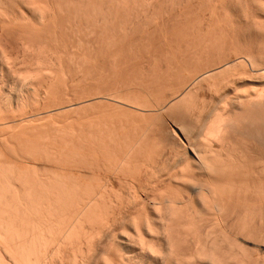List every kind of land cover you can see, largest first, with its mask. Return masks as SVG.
I'll list each match as a JSON object with an SVG mask.
<instances>
[{
    "label": "bare ground",
    "instance_id": "bare-ground-1",
    "mask_svg": "<svg viewBox=\"0 0 264 264\" xmlns=\"http://www.w3.org/2000/svg\"><path fill=\"white\" fill-rule=\"evenodd\" d=\"M146 36L149 38L150 36H159L158 41L161 44L159 48L162 50L155 48L158 47V42H156L157 44L154 42L155 47L154 43L151 45L149 40L152 41V39H145L143 42L142 38H146ZM161 37L165 38L161 41ZM166 37L169 39L166 40ZM132 39L133 41H131ZM134 39L138 40L134 41ZM172 42L173 47L171 46ZM164 46L167 49H164ZM124 48L144 53L141 57L139 51L138 54L135 52L136 57L137 55L139 58L141 57L142 62H140H144V64H139L140 66L132 65L134 70L139 67L137 71H132L131 66L132 69L127 68L128 74L132 75L131 83L128 80L127 82H124L125 80L115 82L117 79L120 80L117 78L120 72L119 77L123 76L122 79L126 75L117 70L123 66L121 65L123 61L125 64V60H122L123 56H120L122 63L118 62L117 66L116 56L120 53L117 54V51ZM138 57L136 59L134 56L136 60H139ZM204 59L207 61V67L205 65L206 68H202L203 72L200 73L202 70H198L199 74H197L193 69H198V67L201 69L202 63H205ZM177 60L179 63L182 62V65L187 63L189 66V61H191L192 67L195 62L198 67L191 68V73L193 75L196 73L197 76L195 75L196 78L190 79L189 82L183 79V82L188 84L180 94L176 95V102L174 101L175 103L171 106L178 110L176 117H173L178 123V128H176L177 125L175 126L176 132L181 134L182 140L176 135L178 132H174L173 136L170 134L171 132L168 133L170 130L167 133L171 136H165L166 133L162 131L160 135L164 134L163 137L170 139L171 137L180 139L181 142L184 140V143L192 145V147L197 145L194 149L190 147L193 150L192 157L188 156L191 153L187 154L186 152H183V154L186 153L185 157L178 155L179 159L177 157L176 161H179L177 164L174 163L175 168H173L176 171L172 168L169 171H175L174 174L170 173L172 175L170 177L173 179V182L169 179L171 184L176 181L179 183L177 185H183L185 190L183 191L180 187L181 194H178L180 193L178 191L176 193V189L175 193H172V187L171 193L168 194L169 189H166V193L163 189L165 184H162V190L166 194L160 193L159 174L157 175L158 179L156 178L157 182L152 181H155L160 189L152 184L151 189L145 190L144 188L149 186L147 185L142 189L143 193H139L142 187L136 186L137 183L134 184L135 187L132 185L134 180L131 182L132 184L128 181L133 172H136L137 175V171L138 173L141 171L140 167L144 171L145 168L153 165H149V162L153 161V157H149V153L152 155V151L159 150L162 145L158 143V140H156L157 143H151L149 136L151 133L146 132L148 131L146 126V129H138L135 126L136 129L127 130L128 133H126L124 132L125 128L123 131L121 128L118 130L117 124L116 128V125L111 128L113 125L109 126V123L106 122L103 126H109L110 128L106 127V130L110 131L103 134L104 137L101 134L102 128L99 129L100 126L92 127V121H89L91 123V126L89 124L88 127L89 130L88 128L82 129V127H80L81 129H75L76 127L71 129L70 126V128H66L65 125H58L54 122L50 125L47 123V127L43 126L45 130L40 127L39 130L42 129L39 134L38 127L35 128L37 130L33 129L34 133L31 132V134H35L37 131V135H33L34 138H29L31 140L27 139L28 141L20 139L17 141L15 138H11L13 136L7 135V140L3 137L5 139L3 141H6L5 145L9 141L8 145L10 146L6 145L7 148L15 145L17 149H20L21 145H29L28 150L31 151L29 154L32 153V156L36 154L38 158L45 156L44 160L50 162L49 164L52 161V166L50 169H46V172L42 169L44 173L40 170L37 171V166H35L36 171H29V173L23 167H21L24 170L22 171L21 165L19 166L18 163L20 170L16 169L18 167L15 165L12 166L11 159H9L10 162L8 160V164L3 162L4 157L0 155V264H264V187L262 182L257 185V182H254L255 179H259L255 176L264 178V157H261V152L256 153L257 156H254L256 159L250 158L255 160H253L255 162L253 166L246 165V163L244 165L243 162H247V159H244L247 155L243 158L242 153L241 155L237 153L243 158L237 159L236 150L233 149L236 157L233 152L231 153L230 145L235 138L232 139L230 145H225L229 134L241 133V131L247 134L245 129L253 131L252 138L259 145L264 141L262 140V137L264 139V112H261L264 107H260L264 104V0H0V87L6 86L7 82L11 81L15 89H18L16 93L20 99L15 96L17 101L21 100L22 102L25 97H27L26 100L30 99L28 94H31L32 101H30L34 102V107H42L46 114L55 113L57 110L65 108L62 106L67 104L64 103L68 101V97H73L71 91L72 95L66 99V80L73 81L78 78V81L91 82L94 87L98 85H95L96 83L93 85L92 82L96 81L99 84L97 80L106 78L107 83L103 80L106 86L105 84H103L104 86L99 85L103 88L106 87V95L140 93V89L145 91L142 87L149 88L146 91H151L152 94L150 89L153 86L150 84L156 80H149L158 76L156 74H159L157 72L159 62L161 63L160 68L162 63H166L164 64L165 71L168 70L166 72L168 73L172 70L171 65L175 62L178 63ZM100 61L104 62V65L100 66L102 63ZM126 67L127 65L121 69L127 70ZM188 67L185 70L187 69L190 73ZM175 68L172 70L173 73L179 70V75H181L182 70L176 68V70L178 69L176 71ZM162 75H165H160L164 79ZM174 75H178V73ZM166 76L168 75L166 74ZM112 78L115 80L111 81ZM108 79H111L109 83ZM160 81L156 83L160 84ZM240 81L244 82L243 88L241 84V86H237V82ZM184 83L181 86H184ZM86 84L84 85L86 86ZM157 84L155 85L157 86ZM197 84L198 86H196ZM149 85L150 87H148ZM204 86L209 92L214 94L221 92L220 95L223 96L219 99L221 101L218 104L216 102V105L213 104L211 108L203 104V99L197 100L198 93L196 91ZM81 87L77 91L80 90L78 92L81 95L83 93L86 95L85 92H82L85 89ZM83 88L85 87L83 86ZM162 88L164 89V87ZM88 89L90 88L88 87ZM95 89L98 90L96 87ZM95 89L92 90L95 91ZM179 90L181 89L179 88ZM11 91L14 92V90ZM75 91L73 90V92ZM90 91L89 94H91ZM101 91L100 93L103 94L104 89ZM222 91L226 92L222 94ZM70 93L68 92V94ZM96 94L93 96H98ZM139 95L141 97L142 94ZM74 96L77 97L78 94L74 93ZM0 101L5 102L2 98ZM1 102L0 123L6 122L9 125L12 120L16 119L17 115L14 112L16 107L13 109L10 108L12 106L7 107ZM1 104L9 108L6 113ZM22 104L24 105L22 102L17 107L23 108ZM33 105L31 103V106ZM71 107L73 108L72 105ZM255 107L258 109L256 112L253 111ZM29 108L31 111L32 108ZM10 109H13L15 115H10ZM195 110H198L197 116L192 115ZM41 111H36L39 117L42 115ZM7 112L10 114L8 115ZM18 113L20 114V112ZM33 115L36 114L27 116L33 118ZM116 120L118 122L120 119ZM121 120L123 122V116ZM135 122L137 123V121ZM149 124L151 125V123ZM130 125L132 126V123ZM130 125H127L126 129ZM244 125L251 129L245 128ZM90 127L95 129L91 130ZM103 129L105 130V127ZM148 129L150 130V128ZM107 133L109 135L106 136ZM9 137L11 139H8ZM159 137L158 139L162 143L164 139L167 141L165 137L162 138L163 140ZM166 141H164L165 144L163 143L165 149L166 144H170L169 140ZM211 142L218 144L214 147ZM177 143L180 142L177 141ZM186 144L183 145L186 146ZM149 145H156V147L159 145V147L152 150ZM148 148L152 153L146 152ZM12 149H10L12 155L19 151L16 152L15 148ZM21 150L19 155L25 151V149ZM117 150V154H114V151ZM173 150H175L174 147ZM257 150L259 152V149ZM164 151H162V155L165 153ZM145 152L148 154V160L144 159ZM25 154L29 155L26 151ZM258 154H260L259 157ZM12 155L11 157H13ZM19 155L16 156L19 158ZM157 155L158 152L154 157L159 156ZM23 156L24 153L22 158L26 156ZM27 157L25 159H30ZM112 157L115 161L112 160ZM5 158L7 157L5 156ZM41 158L43 159V157ZM108 158L111 159L108 161ZM69 161L76 165H83V168L87 166L85 169L91 167L93 172L91 169L89 172L93 174L94 170H103L104 168L113 171V173L119 172L117 174L124 172L120 174L124 176L127 173L129 174L128 178L125 176L127 183L123 181V183L121 182L123 185L121 183L117 185L120 180H126L122 176L121 179L118 178L119 180L117 177L115 178L117 179L115 185L114 181L111 182L115 186L113 188L112 185H109V180L112 179L107 180L109 182L108 185L105 183L107 186L104 184L105 177V181H103L92 175L87 181L86 176V179L82 178L84 181L86 180L85 182L80 181L81 179H77L76 176L73 177L74 175L72 178L67 177V174H63L58 169L57 164L60 165L61 162L68 164ZM77 162L79 163L77 164ZM159 163L161 164L159 167L165 171L164 167L166 166L163 167L162 163ZM248 163H250L249 160ZM144 164L146 167H143ZM80 170L79 172H81ZM164 171L159 172L166 175L167 172L165 174ZM98 172L97 174H99ZM195 172L200 173L201 175H198L201 177H196ZM151 174L153 175V172ZM136 175L131 178L133 179ZM164 175L162 174L161 178ZM232 175L234 179L242 175L241 178L255 175L253 181L255 185H251L253 189L250 185L249 189H245L243 186L246 184L245 179V181L241 179L244 183L237 182V184H242L235 187L233 182L231 184L229 181V179L232 181ZM253 176H250L252 178L249 177V180L253 179ZM91 178L94 179L92 180L93 184H91ZM164 181L162 182L164 183ZM124 185L130 190L129 192L126 189L123 190L126 188ZM109 186L111 188H108ZM117 186L120 192L116 190ZM121 186L124 187L123 191H121ZM136 187L139 190L135 189ZM177 189L179 190V187ZM247 190L252 193L246 195L245 191ZM182 191L185 193L182 194ZM234 192L236 193L234 194Z\"/></svg>",
    "mask_w": 264,
    "mask_h": 264
},
{
    "label": "rangeland",
    "instance_id": "rangeland-1",
    "mask_svg": "<svg viewBox=\"0 0 264 264\" xmlns=\"http://www.w3.org/2000/svg\"><path fill=\"white\" fill-rule=\"evenodd\" d=\"M159 36H157V37H151L150 36V38H149V36H146V38L145 37H143L142 39H144V40H142L141 38V40L143 41V42H145V39H147V40H149V39H152V41H150L149 40V42H151V45H152V43H156V42H158V47H155V43H154V47L157 49H160V51L162 50L161 48H159V46L161 45V44H159V38H158ZM154 38V39H153ZM165 38V37H164ZM163 38V39H164ZM139 39V41H141ZM156 39H157V41H156ZM162 39V37H161V41L163 40ZM167 39H169V38H167L166 37V40ZM119 40H121V39H119ZM138 39H134V41H137ZM147 40H146V42H147ZM118 41V40H117ZM131 41H133V39L131 40ZM138 41V42H139ZM141 41V42H142ZM170 41V40H169ZM168 41V42H169ZM148 42V43H149ZM173 42H174V39H173ZM173 42H172V44H171V46L172 45H174L173 44ZM163 46V45H162ZM169 46V45H168ZM170 46V47H171ZM169 47V48H170ZM173 47V46H172ZM176 47V46H175ZM174 47V48H175ZM134 48V47H133ZM152 48V47H151ZM150 48V49H151ZM164 49H167L166 48V46H164L163 47ZM173 48V49H174ZM140 49V48H139ZM124 50V51H123ZM127 50H128V54H127ZM127 50H125V48L124 49H122V50H120V51H117V54L118 55H116L117 56V66L119 65L118 64V62H120V64L122 63L121 62V59L122 60H125V64H124V61H123V64H121V65H123V66H121V68H125V66L127 65V67H126V69L127 68H133L135 65H139V64H144V62L143 63H141L142 62V60H141V57H143V55H144V53L143 54H141L142 53V51L140 52L139 50H136V48H135V50L136 51H134L133 52V49H131V48H127ZM154 50V49H153ZM140 53H139V52ZM124 52H125V54H124ZM132 52V53H131ZM135 52H137V54L139 53L140 55H142L140 58L138 57V55H137V57H138V59L139 60H136L137 59V57H136V53ZM131 53V54H130ZM133 53H134V55H133ZM121 54H123V55H121ZM127 55H129V56H127ZM131 55H133V57H131ZM139 55V56H140ZM119 56V57H118ZM122 58H121V57ZM127 56V57H126ZM134 56H135V58H134ZM178 56V55H177ZM124 57H125V59H124ZM130 58V59H129ZM133 60H132V59ZM179 58V57H178ZM177 58V59H178ZM135 59V60H134ZM128 60V63L126 64V61ZM132 61V62H129V61ZM205 60V63H202L203 65L201 66V65H199V66H201L200 68L201 69H199V67H198V65L196 66V64H195V62H194V66L193 67H198V69L196 70V69H193L197 74H199V72H198V70H202V68H206L207 67V61H206V59H204ZM141 61V62H140ZM178 61V60H177ZM100 62H102V61H100ZM99 62V63H100ZM140 62V63H139ZM188 62V61H187ZM190 62V66L189 65H187V63H184L183 65L181 64V63H179V61H178V63H176L175 62V64H176V66H174L173 64L171 65V69L173 70L175 67L176 68H179L180 69V74L181 75H184V76H181V75H179V70L177 71L176 70V68H175V70L177 71V72H175V73H173V71L171 70V71H169V72H172V73H166L167 71H165V65L164 64H166V63H162V67L160 68V62H159V65L157 66V68H159L160 69V71H159V69H158V71L157 72H159V74L157 73L156 75H158L157 77H155V78H151V79H153V80H149V81H154V79L156 80L155 82H153V83H151L150 85L151 86H153V88H151L150 90H152V94H151V91H149V92H147L148 91V89L149 88H146V87H142V88H144V90L145 91H143V90H141L140 88H141V86L139 87V89H140V93L142 94L141 95V97H140V93L139 92H137V93H128V94H130V95H128V94H125L124 93V95L122 94V95H119V93L117 94L116 93V95L114 94V95H106V87H104L103 88V84H105V82L107 83V81H105L106 80V78H103V80L105 81H103V80H97L98 81V83L99 84H97V82L96 81H94V82H92L93 83V85L95 84V85H98V86H92V84H91V82L89 83V81H86V83H85V81H83V80H79L78 81V78L76 79V80H73V81H70V80H66V99H67V97L69 96V95H72L73 94V97L71 96H69L70 97V99H69V97H68V101H66V100H64V101H66L64 104H69V105H63L62 107H64L65 106V108H61V109H59V110H61V111H59V110H57L55 113H44L45 111L42 109V107L41 108H39V106H36V107H34L35 106V104H34V102H31L32 101V98H31V94L29 95L28 94V98L30 97V99H27L26 100V98L27 97H25V99H23V100H26V101H28V102H26V101H23L22 100V102L24 103V105L22 104V106H23V108H25V109H23V108H18L17 107V105H19L20 106V104L22 103L21 102V100H18L17 101V99H20V97L18 96L17 97V93H16V90H18L17 88L15 89V86L14 85H12L13 83L11 82V81H8V82H10V83H8L7 82V84H6V86L4 85V87L2 88V87H0V92H1V95H0V99L2 98V100L3 101H5V102H1L2 104H6L7 105V107H10V106H12V107H10V108H15L16 107V109H15V111L14 112H16V115L18 116V118H17V116H16V119H14V120H12L11 122L10 121H7L8 123L10 122V124L8 125L6 122H1L0 124V139H1V143H0V148H1V150H0V155L2 156V157H4L3 159V162H5V163H7L8 162V160L9 159H11L12 160V162H10L11 160H9V162L10 163H13V165L12 166H14L15 165V167H18V168H16V169H18V170H20V168L21 167H23L24 168V170L26 171H34L35 170V166H37L36 167V170L37 171H42V173H44V170H45V172L47 171L46 169H50V167L52 166V161H51V164H49L50 162H46L45 160H44V158L46 159V157L45 156H39V158H38V155L36 156V154H35V156H32V153H30L29 154V152H31L30 150H28L29 149V145H21V147H19L18 145V147L20 148V149H17V147H15V145H12L11 146V148H7L6 147V145L7 146H10V145H8V143H9V141H7L8 143L5 145L4 143H6V141H3V140H5L4 138H6V140H7V137L8 136H13V137H11L12 139H16L17 141L20 139V140H25V141H28V140H31L32 139V137L34 138V136L33 135H37V131H35V130H39V128L40 127H42L43 128V126L44 127H47L48 125H46L47 123H49V125L50 124H52V123H54L55 122V124H58V125H60V124H62L63 126L65 125L66 126V128H70L71 127V129H73V128H75V129H81L80 127H82V129L84 128V129H86V128H88L89 127V124H90V126H91V121H92V127L93 126H96V128H97V126H100L99 127V129H101L102 130V135L104 134L105 135V133L109 130H106V127H107V125L106 126H103V124L105 125L106 124V122H108L107 124L110 126V125H113V126H111V128L112 127H114L116 124L118 125V130L121 128L122 129V131H123V129L125 130L124 132H126V133H128L127 132V130H129V131H131L132 129L134 130V129H136L137 127H138V129H146V127H147V129L146 130H148V131H146L148 134H150L149 136L151 137V143H154V142H158V143H160V144H162L160 147H159V145H157V147H156V145H149V148L151 147L152 148V150L156 147V149L159 147V150H161V151H159V150H153L152 152L154 153L155 152V154H153L151 151H150V149L148 148V150L146 151L147 153L148 152H151L152 153V155L149 153V157H153L152 159H153V161H150L149 162V165L150 164H153L154 165V167H153V165L151 166L153 169L155 168V169H157L156 171H155V169L152 171L151 169H149V168H151L148 164V168L146 169V172H147V174H146V172H144L145 171V169H144V171H143V169H142V167H140L141 169H139V170H141V171H139V173H138V171H137V175H136V172L133 174L132 173V175L131 176H134V175H136L133 179L131 178V176L129 177V179L131 180H129L128 179V181L130 182V184H132L131 182L133 181V186L135 187V185H136V183H137V185L136 186H139V188L140 187H142V188H140V192L139 193H143L144 191L142 190L144 187H146L147 185H149L148 186V188L146 187V188H144L145 190H149V189H151V187H153V185H154V187L156 186H158L157 187V189H160L159 187V185H161V189L159 190L160 191V193L161 192H163V193H165V191H166V193H167V190L166 189H169L168 190V194H170L171 192L172 193H175V189H176V193H177V191L178 192H180L181 191V188H182V190L184 191L185 190V188H184V186L183 185H177V184H179V183H177L176 181H174V183H172L171 184V182H173L172 180L173 179H171V177L170 176H172V175H170V173L171 172H173V174L175 173V169H173V168H175L174 166H175V164H177V162L179 161H176L177 159V157H178V159H179V156L178 155H181L180 157H185L184 155L187 153H191V154H188V156H190V157H192L193 155H192V148L194 149L197 145H194L195 147H192V145H187L186 143H184V140L182 141L183 142V144H186V146H187V148H186V146L185 145H183V144H181L180 145V143H182L181 141H179L180 139L182 140V138H181V134L178 132H176V128H178V123H176L177 121H175L176 120V118L174 119V117H176V113H177V111L178 110H176V109H174V108H171V106L173 105V103H175L176 102V100H175V97H176V95L177 94H180L181 92H182V90L184 89V87L188 84L187 82H183V79L185 80V81H190V79L191 80H193L194 79V77H195V75H196V73L193 75L191 72H192V69L191 68H193L192 67V65H191V61H189ZM193 62V61H192ZM106 63V62H105ZM133 63V64H132ZM101 65L100 66H102V65H104V62H102V63H100ZM131 64V65H130ZM135 64V65H134ZM157 64V63H156ZM125 65V66H124ZM132 65H134V66H132ZM206 65V67H204ZM210 65V63L208 62V66ZM131 66V67H130ZM140 66V65H139ZM189 66V67H188ZM188 67V70L190 71V73L187 71V69L185 70V68H187ZM120 67H119V69H117L118 71H122V74L124 73V74H126V75H124V79H122L121 77H123V76H120L119 77V75H120V73H119V75L117 76V78H119L120 80H115V79H113V80H111V79H108V83H109V80H111V81H114L115 80V82H120L121 80H122V82H123V80H125L124 82H127V80H128V82L130 81V83L132 82L131 80H132V75H130V74H128L129 72H128V69L127 70H122ZM123 68V69H124ZM131 68V69H132ZM136 68H137V66H136ZM139 68V67H138ZM138 68L137 69H135L134 70V68H133V70L132 71H137L138 70ZM191 69V70H190ZM162 70V71H161ZM164 70V71H163ZM170 70V69H169ZM129 71H130V69H129ZM194 71H193V73H194ZM162 72V73H161ZM164 72V73H163ZM185 72H188V73H185ZM203 72V70L200 72V73H202ZM168 75V76H166V74ZM178 73V75H174V74H177ZM185 73V74H184ZM161 74H164L165 76H163L164 77V79H162L161 78ZM189 76H187V75ZM193 77H191V76ZM128 76H129V79H128ZM180 77V79H178L179 77ZM197 76V75H196ZM184 77V78H183ZM116 78V77H115ZM172 78H174V79H172ZM187 78H189L188 80H187ZM196 78V77H195ZM102 79V78H101ZM134 79V78H133ZM148 79V78H147ZM150 79V78H149ZM176 79V81H174ZM182 79V81L180 82V80ZM135 81H136V79H134ZM161 80V81H160ZM75 81V82H74ZM83 81V82H82ZM100 81H102L101 83H100ZM147 81V80H146ZM157 81H160L159 83L161 84H157L158 82ZM165 81V82H164ZM71 82V83H70ZM80 84H79V83ZM157 82V83H156ZM168 82V83H167ZM172 82V83H171ZM176 82V83H175ZM241 82V81H240ZM237 82V86H239L240 84L242 85V88H243V83L244 82ZM12 83V84H11ZM67 83H68V86H67ZM75 83V84H74ZM81 83H82V85H81ZM86 84V86L84 85V84ZM157 84V86L160 88H158L155 84ZM167 83V84H166ZM170 83H171V85H170ZM178 83V84H177ZM184 83V86H181L182 84ZM89 84V85H88ZM91 84V85H90ZM164 84H166L165 86H164ZM174 84V85H173ZM69 85H70V88H69ZM72 85H74V86H72ZM77 85V86H76ZM99 85H103L102 87L101 86H99ZM150 85L148 86V87H150ZM177 85V86H176ZM240 85V86H241ZM82 86V87H81ZM83 86L85 87V88H83ZM105 86H106V84H105ZM155 86V87H154ZM176 86V87H175ZM196 86H198V84L196 85ZM200 86V85H199ZM13 87V88H12ZM73 88V90L75 91V92H73V90H72V88ZM82 88V89H85V90H83L82 91V89H81V91L82 92H85L86 93V95H84V93L81 95L80 94V92H78V91H80V90H78L77 91V89L78 88ZM88 87L90 88V89H88ZM95 87L96 88H98V90L97 89H95ZM101 87V88H100ZM128 87V86H127ZM129 87H131V86H129ZM162 87H164V89L162 88ZM166 87H168V88H166ZM2 88V89H1ZM12 88V89H11ZM100 88V89H99ZM179 88L181 89V90H179ZM198 88V87H197ZM70 91H69V90ZM92 89H95V91L94 90H92ZM104 89V91H103V94L102 93H100V91L101 90H103ZM162 89V90H161ZM169 89H170V91H169ZM177 89V90H176ZM11 90H14V92L13 91H11ZM91 90V91H90ZM147 90V91H146ZM154 90V91H153ZM156 90V91H155ZM206 90H207V88L204 86V87H202V88H200V89H197V100H201V99H203V104H206L207 106H208V108H211L212 107V105L213 104H215L216 105V102H217V104L221 101H219V99H221V97H223L222 95H220L221 94V92L220 93H216V94H214L213 92L211 93V92H209V90H207V92H206ZM9 91H11V92H9ZM72 91V94L70 93ZM89 91L91 92V94H89ZM94 93H93V92ZM99 91V92H98ZM143 91V92H142ZM159 91V92H158ZM168 91V92H167ZM204 93H203V92ZM10 94H9V93ZM13 92V93H12ZM68 92L70 93V94H68ZM88 92V93H87ZM102 92V91H101ZM146 92V93H145ZM157 92V93H156ZM224 91H222V94H224L223 93ZM15 93V94H14ZM74 93H75V95L76 94H78V96L80 97V96H82V97H75L74 96ZM96 93H99V94H96ZM145 95H144V94ZM14 94V95H13ZM87 94H89V95H87ZM93 94H96V95H98V96H93ZM102 96H101V95ZM105 94V95H104ZM134 94V95H133ZM136 94H138V95H136ZM148 94V95H147ZM167 94H168V96H167ZM174 94V95H173ZM210 94V95H209ZM219 94V96H217ZM8 95V96H7ZM84 95V96H83ZM132 95V96H131ZM144 95V96H143ZM212 95V96H211ZM13 96V97H12ZM17 97V99H16V97ZM91 96V97H90ZM104 96H106V97H104ZM113 96V97H112ZM130 96V97H129ZM148 96H150V97H152V98H148ZM170 96V97H169ZM199 96V97H198ZM202 96V97H201ZM208 96H210V97H208ZM77 99V101H75L76 99ZM119 97V98H118ZM134 97V98H133ZM204 97V98H203ZM6 98V99H5ZM73 98V99H72ZM82 98H83V101H82ZM86 98H87V100H86ZM98 98V99H97ZM144 98V99H143ZM174 98V99H173ZM201 98V99H200ZM216 98V99H215ZM72 99V100H71ZM79 99H81V100H79ZM89 99V100H88ZM96 99V100H95ZM107 99V100H106ZM135 99V100H134ZM151 99V100H150ZM155 99V100H154ZM158 99V100H157ZM162 99V100H161ZM168 99V100H167ZM205 99V100H204ZM31 100V101H30ZM74 100V101H73ZM93 100V101H92ZM101 100V101H100ZM139 100V101H138ZM212 100V101H211ZM217 100V101H216ZM85 101V102H84ZM99 101V102H98ZM103 101V102H102ZM109 101V102H108ZM113 101V102H112ZM145 101V102H144ZM172 101V102H171ZM175 101V102H174ZM214 101V102H213ZM21 102V103H20ZM80 102V103H79ZM82 102V103H81ZM89 102V103H88ZM122 102V103H121ZM153 102H155V103H153ZM20 103V104H19ZM28 103V104H27ZM31 103H32V105L33 106H31ZM71 103V104H70ZM84 103V104H83ZM140 103V104H139ZM149 103H150V105H149ZM153 103V104H152ZM162 103V104H161ZM2 104H1V106H2ZM16 104V105H15ZM74 104V105H73ZM75 104H77V105H75ZM82 104V105H81ZM110 106H109V105ZM159 104H161V107H159L160 105ZM10 105V106H9ZM28 107H27V106ZM71 105L73 106V108L71 107ZM78 105H80L79 107H78ZM205 105V106H206ZM210 105V106H209ZM67 106H68V108H67ZM77 106V107H76ZM102 106V107H101ZM151 106V107H150ZM165 106V107H164ZM206 106V107H207ZM6 106L4 105V106H2V108H4L5 109V113H6V110L7 109H9V108H5ZM29 107H31L32 109H31V111L29 110L30 108ZM35 109H34V108ZM37 107H38V110H37ZM71 107V108H70ZM97 107V108H96ZM112 108V109H110V108ZM118 107V109H116ZM155 107V108H154ZM260 107H264V104L262 105V106H260ZM260 107H259V110H261L260 109ZM1 108V109H2ZM17 108H18V110H17ZM26 108H27V110H26ZM157 108V109H156ZM160 108V109H159ZM161 108H163V109H161ZM258 108V107H257ZM3 109V110H4ZM13 109L11 110H9V112H11V114L9 113V112H7V114L9 115H12V114H14V112H13ZM100 109H101V112H103V113H101L100 112ZM115 111H114V110ZM122 109V110H121ZM130 109H133V110H130ZM144 111H143V110ZM2 110V111H3ZM22 110V111H21ZM24 110V111H23ZM40 111V110H42L41 112L42 113H40V114H42V115H40V117L38 116L39 114H37L38 112H36V111ZM83 110V111H82ZM116 110H118V111H116ZM125 110V111H124ZM136 110V111H135ZM155 110V111H154ZM34 113H33V112ZM59 111V112H58ZM92 111H93V113H92ZM104 111H106V112H104ZM133 111V112H132ZM134 111H135V113H134ZM253 111H258V109H256V107L254 108V110ZM264 112V109L263 110H261V112ZM13 112V113H12ZM18 112H20V114L18 113ZM22 112V113H21ZM80 112V113H79ZM86 112V113H85ZM97 112V113H96ZM118 114H117V113ZM131 112H132V114H131ZM136 112H138V113H136ZM141 112V113H140ZM143 112V113H142ZM262 112V113H263ZM75 113V114H74ZM109 113V114H108ZM123 113V115H121ZM126 113V114H125ZM127 113H129L128 115H127ZM141 115H140V114ZM146 115H145V114ZM21 114H23V115H21ZM26 114V115H25ZM30 114V115H29ZM32 114H36L33 118H31V117H28V116H31ZM44 114V115H43ZM45 114H46V116H45ZM80 114V115H79ZM84 115V117H83V115ZM124 114H125V116H127V117H125L124 116ZM197 114H198V110H195L194 112H192V115H194V116H197ZM15 115V114H14ZM21 115V116H20ZM28 115V116H27ZM72 115V116H71ZM86 115V116H85ZM97 115H98V117H97ZM100 115V116H99ZM119 115V116H118ZM150 115V116H149ZM24 116V117H23ZM93 116V117H92ZM103 116V117H102ZM106 116V117H105ZM120 116H121V118H122V116H123V122H122V120H121V118H120ZM132 116V117H131ZM134 116V117H133ZM152 116V117H151ZM174 116V117H173ZM27 117H28V119H27ZM55 117V118H54ZM77 117H80V118H77ZM107 117H109V118H107ZM142 117V118H141ZM74 118V119H73ZM76 118H77V120H76ZM86 120H85V119ZM103 118V119H102ZM107 118V119H106ZM152 118H154L153 120H152ZM263 118H264V113H263ZM19 119V120H18ZM22 119V120H21ZM58 119V120H57ZM116 119H120V120H118V122H120V123H118L117 122V120ZM125 119V120H124ZM127 119H129V120H127ZM131 119H133V120H131ZM135 119H137V120H135ZM151 119V120H150ZM69 120V121H68ZM107 120V121H106ZM113 120V121H112ZM143 120H145V121H143ZM149 120V121H148ZM14 121V122H13ZM16 121V122H15ZM22 121V122H21ZM82 121V122H81ZM90 121V122H89ZM110 121V122H109ZM114 121H115V123H114ZM135 121H137V123L135 122ZM141 121H143V122H145V123H141ZM175 121V123H173ZM18 122V123H17ZM43 122V123H42ZM51 122V123H50ZM65 122V123H64ZM72 122V123H71ZM95 122V123H94ZM98 122H100V123H98ZM104 122V123H103ZM112 122V123H111ZM130 122V123H129ZM134 122H135V124H134ZM138 122H140V123H138ZM165 122V123H164ZM5 123V124H4ZM12 123V124H11ZM79 123H80V125H79ZM84 123H87V124H84ZM98 123V124H97ZM132 123V126L130 125ZM149 123H151V125L149 124ZM161 123V124H160ZM163 123V124H162ZM169 123V124H168ZM3 124V125H2ZM42 124V125H41ZM81 124H82V126H81ZM140 124V125H139ZM143 124H145L144 125V127H143ZM147 124H149L148 126H147ZM7 125V126H6ZM61 125V126H62ZM76 125V126H75ZM79 125V126H78ZM86 125V126H85ZM117 125L115 126V128L117 127ZM127 125H130V126H128L127 127V129H126V126ZM137 125H139V126H137ZM161 125V126H160ZM163 125V126H162ZM174 125V126H173ZM177 125V127L175 128V126ZM70 126V127H69ZM84 126V127H83ZM102 126V127H101ZM108 126V127H109ZM136 126V128H134ZM142 126V127H141ZM146 126V127H145ZM171 126V127H170ZM245 126V125H244ZM19 127V128H18ZM36 127H38L37 129H35ZM92 127H90V128H92ZM105 127V130L103 129ZM107 127V128H108ZM130 127V128H129ZM132 127V128H131ZM151 127H152V129H151ZM154 127H156V128H154ZM166 127V128H165ZM168 127V128H167ZM247 126H245V128H246ZM7 128V129H6ZM41 128V129H42ZM110 128V127H109ZM115 128H113L114 130H116V131H118L117 129H115ZM129 128V129H128ZM148 128H150V130L148 129ZM158 128V129H157ZM170 128V129H169ZM175 128V129H174ZM244 128V129H245ZM15 131H14V130ZM30 129V131H28ZM33 129H35L34 131L36 132L35 134H31V132L33 131ZM40 129V130H41ZM44 130H45V128H43ZM93 129H95V128H92L91 130H93ZM155 129V130H154ZM174 129V130H173ZM247 129H251V128H249V127H247ZM40 130L38 131V134H39V132H40ZM88 130H89V128H88ZM152 130V131H151ZM164 130H165V132H164ZM168 130H170V131H168ZM172 130V131H171ZM3 131H5V132H3ZM86 132H87V130H85ZM110 131V130H109ZM121 131V132H122ZM156 131V132H155ZM161 131L163 132V133H166L165 134V136H169L170 134L171 135H173V134H175V133H177L176 135H178L179 137L178 138H180V139H176L175 137V139H173V137H171V139L170 138H167V137H165L166 139H167V141L169 140V143L170 144H166V149H165V142L164 141H166L165 139L163 140L162 138H164L163 137V135L161 136L160 134H161ZM167 131H168V133H170V134H168L167 133ZM245 131H246V133L247 134H245L243 131H241V133L240 132H235V133H231V134H229L228 135V137H227V139H226V142H225V145H230L231 144V141H232V139L233 138H235V140H233L232 141V145H230V149H232L231 150V153L234 151V150H236L235 151V153H236V155H237V153H238V155H241V153H242V157L244 158V156H246L244 159L246 160L247 159V162H245L244 160V162H243V164L244 163H246V165H252L253 166V164L255 163L254 161V159H256L254 156L256 155L257 156V154L256 153H260L261 152V157H264V141L263 142H261V143H263V144H258L255 140H253V138H252V135L251 134H253V131L252 130H246L245 129ZM8 132V133H7ZM12 132V133H11ZM24 132H29V133H24ZM89 132V131H88ZM104 132V133H103ZM113 132H115V131H113ZM152 132H154L153 134H152ZM157 132H159V133H157ZM175 132V133H174ZM6 133V134H5ZM13 133H15V134H13ZM32 133H34V132H32ZM250 133V135H248ZM11 134H13V135H11ZM22 134V135H21ZM24 134V135H23ZM155 134V135H154ZM156 134H158V135H156ZM180 134V135H179ZM239 134V135H238ZM241 134V135H240ZM4 135V136H3ZM8 135V136H7ZM15 135V136H14ZM20 135V136H19ZM29 135V136H28ZM101 135V136H102ZM103 135V136H104ZM107 135H109L108 133L106 134V136ZM170 135V136H171ZM175 135V136H176ZM238 135V136H237ZM246 135V136H245ZM19 136V137H18ZM23 136V137H22ZM26 136H27V138H26ZM90 136V135H89ZM102 136V137H103ZM152 136H155L154 138L152 137ZM161 137V140H163V143L160 141V139H158V137ZM174 136V135H173ZM235 136V137H234ZM237 136V137H236ZM4 137V138H3ZM21 137V138H20ZM87 137V136H86ZM85 137V138H86ZM105 137V136H104ZM156 137H157V139H156ZM159 137V138H160ZM245 137V138H244ZM10 137L8 138V139H11ZM18 138V139H17ZM26 138V139H25ZM29 138H31V139H29ZM88 138V137H87ZM239 140H238V139ZM243 138V139H242ZM247 138V139H246ZM251 138V139H250ZM28 139V140H27ZM90 139V138H89ZM88 139V140H89ZM94 139V138H93ZM93 139H91V140H93ZM242 139V140H241ZM155 140V141H154ZM156 140H158V141H156ZM175 142H174V141ZM238 140V141H237ZM248 140V141H247ZM262 140H264L263 139V137H262ZM153 141V142H152ZM166 141V142H167ZM173 141V142H172ZM177 141L178 142H180V143H177ZM236 141V142H235ZM242 142V143H241ZM173 143H174V145H173ZM258 145H257V144ZM177 144H179V145H177ZM211 144H214V145H212V146H214V147H216V144H218V143H213V142H211ZM241 144V145H240ZM251 144V145H250ZM2 145V146H1ZM220 145V144H219ZM235 145V146H234ZM247 145H249V146H247ZM13 146H14V148H15V150H14V148H13ZM154 146V147H153ZM164 146V147H163ZM169 146V147H168ZM171 146H173L174 147V149L175 150H173V147L171 148ZM23 147H25V148H23ZM148 147V146H147ZM177 147V148H176ZM184 147H185V149H184ZM189 147V148H188ZM190 147H192V148H190ZM217 147H218V145H217ZM233 147H236V148H233ZM13 148V149H12ZM23 148V149H22ZM162 148H164V150H162ZM169 148V149H168ZM180 150H179V149ZM243 148V149H242ZM3 149V150H2ZM10 149H12V150H14V151H20L21 149V151H24V149H25V151H26V153H28L29 155H27V154H25V151L23 152L24 153V156H25V158L27 157V158H32L31 160L30 159H25V158H22V154L23 153H21L20 155H21V157H20V155H19V151L17 152V154H15L14 153V151H13V153L15 154V156H14V154L12 155V151H10ZM182 149V150H181ZM191 149V150H190ZM234 149V150H233ZM257 149H259V152H258V150ZM9 150V151H8ZM170 150V151H169ZM178 150V151H177ZM185 150V151H184ZM187 150V151H186ZM190 150V151H189ZM241 150V151H240ZM249 150V151H248ZM263 150V151H262ZM7 153H6V152ZM162 151H164L165 153H163V155H162ZM174 151V152H173ZM182 151V152H181ZM2 152H4V153H2ZM10 152V153H9ZM112 152V151H111ZM110 152V155H112V153ZM116 152H118V150L117 151H114V154L116 153ZM145 152V156H144V159H147L148 160V158L149 157H147L148 156V154ZM156 152H158V157H154L155 155H156ZM160 152V153H159ZM169 152V153H168ZM173 152V153H172ZM180 152V153H179ZM183 152H186V153H184L183 154ZM250 154H249V153ZM169 154V156H167L168 154ZM235 153L233 152V155H235ZM117 154V153H116ZM165 154H166V159H165ZM171 154V155H170ZM173 154H177V155H174L175 156V159H174V156H173ZM183 154V155H182ZM244 154V155H243ZM11 155L13 156V157H11ZM16 155H19V158L16 156ZM162 155V156H161ZM236 155H235V157H236ZM237 155V159L240 157L241 159H243L241 156H238ZM259 155L260 154H258V157H259ZM0 156V157H1ZM5 156L7 157V158H5ZM23 156V157H24ZM30 156H32V157H30ZM161 156V157H160ZM9 157V158H8ZM36 157V158H35ZM41 157H43V159L41 158ZM147 157V158H146ZM14 158H16V159H14ZM22 158V159H21ZM250 158H254V159H250ZM1 159V158H0ZM7 159V160H6ZM18 159V160H17ZM20 159V160H19ZM42 161H41V160ZM111 159V158H110ZM109 158H108V161L110 160ZM156 161H155V160ZM158 159V160H157ZM165 159V160H164ZM168 159V160H167ZM181 159V158H180ZM40 160V161H39ZM112 160L113 161H115L114 159H113V157H112ZM149 160H151V159H149ZM163 160H164V162H163ZM248 160H249V162L250 163H248ZM251 160V161H250ZM254 160V161H253ZM1 161V160H0ZM33 161V162H32ZM47 161H48V159H47ZM50 161V160H49ZM145 161V160H144ZM155 161V162H154ZM167 161V162H166ZM171 161H173V162H171ZM242 161V160H241ZM257 162H258V160H256ZM21 162V163H20ZM71 161H69V163L68 164H66V162H61V164L59 165V164H57V166H58V169L63 173V174H67L66 176L68 177V176H70L71 178H72V176L73 177H75L76 176V178L78 179L79 178V180L80 181H82L83 179L82 178H84V179H86L85 177L87 176V181L88 180H90L89 178L93 175V177L95 176V177H98L97 179H101V180H103V181H107L108 179H112V180H109V182H110V184L109 185H112L111 187L113 188V187H115V186H113V184L115 185L117 182H115L118 178L119 179H121V176L122 177H124L123 179H126V180H120V182L119 183H117V185L119 184L120 185V183L122 182L123 183V181H127V178H128V175L129 174H125V176H127V178H125V176L124 175H120V174H123L124 172H121L120 174H117V173H119V172H115V173H113V171L111 172V170H106L105 168L102 170H94L95 171V173L93 174L92 172H93V170L91 169V167L89 168V169H91V171L92 172H89L90 170L89 169H85V167H87V166H84V168H83V165L81 166V165H79L78 163L79 162H77V164L80 166H78V165H76V164H73L72 162L70 163ZM154 162V163H153ZM159 162H163L162 163V166L164 167V166H166V167H164L165 168V171H164V169L162 168V167H159V165L161 166V164L159 163ZM171 162V163H170ZM176 162V163H175ZM253 162V163H252ZM17 163L19 164V166H20V168H19V166L17 165ZM32 163V164H31ZM146 163H148V161H146ZM173 163V164H172ZM175 163V164H174ZM252 163V164H251ZM8 164V163H7ZM47 164H49V165H47ZM64 164V165H63ZM73 164V165H72ZM17 165V166H16ZM32 165H33V168H32ZM145 165V166H144ZM143 165V167H146V164H144ZM171 165H172V167H171ZM245 165V164H244ZM30 166V167H29ZM69 166V167H68ZM72 166V167H71ZM76 166V167H75ZM167 166H168V168H167ZM26 167V168H25ZM62 167V168H61ZM65 167H67V168H65ZM71 167V168H70ZM78 167V168H77ZM81 167H82V169H81ZM106 167V166H105ZM23 168H21V170L22 171H24L23 170ZM39 168V169H38ZM107 168H108V166H107ZM166 168L168 169V171L166 170ZM170 168H172L173 170H175V171H171V172H169L170 170H172V169H170ZM29 169V170H28ZM32 169V170H31ZM42 169H44V170H42ZM68 169V170H67ZM81 169V170H80ZM161 169V170H160ZM35 170V171H36ZM65 170V171H64ZM74 170H75V172H74ZM79 170L81 171V172H79ZM152 173L153 172V175L149 172V171ZM99 171V172H98ZM100 171H102V172H100ZM159 171H164L165 172V174H166V172H167V174L166 175H164V173H162L163 175H164V177L166 178H164L163 176H162V178H161V172H159ZM65 172H69V173H65ZM72 172V173H71ZM97 172L100 174H97ZM107 172H109V173H107ZM142 172V173H141ZM149 172V173H148ZM155 172H157L156 174H154ZM168 172H169V174H168ZM30 173V172H29ZM38 173H40V172H38ZM82 173V174H81ZM112 173V174H111ZM69 174V175H68ZM72 174V175H71ZM89 174V175H88ZM107 174H108V176H107ZM115 174V175H114ZM149 174H151V175H149ZM159 174V175H158ZM161 174V175H160ZM198 174H200V173H196L195 172V176L197 177V176H199V178L201 177L200 175H198ZM78 175V176H77ZM83 175H85V176H83ZM98 175V176H97ZM109 175H111L112 176V178H111V176H109ZM118 175V176H117ZM146 175V176H145ZM157 175L158 176H160V178H161V181H160V178H159V185H156L155 183L157 182L156 181V178H157ZM169 177H168V176ZM81 176V177H80ZM103 176V178H101ZM140 176V177H139ZM143 176V177H142ZM149 176V177H148ZM152 176V177H151ZM155 176V177H154ZM177 176H180V175H177ZM181 176H183V175H181ZM233 176V175H232ZM250 176H253V175H250ZM249 175L246 177V176H244V178H241V177H243V175L240 177V176H238V177H235L236 179H234V176H233V178H232V181L229 179V181H230V183L232 184V182H233V184L235 185V187H237L236 185H240V184H242V183H244V181H245V183L246 184H244L243 186H245V189H249V185H250V187L252 188L253 186H251L252 184H253V181H254V179H255V177L258 179V180H256L255 179V183H256V185L258 184V183H261L262 182V186L264 187V178H262V177H257V176H253V179H250L249 180V177H250ZM100 177V178H99ZM104 177H105V180H104ZM108 177V178H107ZM117 177V179H115ZM147 177V178H146ZM151 177V178H150ZM239 177H240V180H239ZM107 178V179H106ZM164 178V179H163ZM247 178V179H246ZM250 178H252V177H250ZM115 179V180H114ZM118 179V180H119ZM138 179V180H137ZM145 181H144V180ZM147 179H148V181H147ZM158 179V178H157ZM169 179H171V182H170V180ZM241 179H245L244 181L242 180L241 181ZM92 180H94L93 178H91V184H93V181ZM151 180V181H150ZM152 180H155L154 182L152 181ZM163 180H165L164 181V183L162 182ZM259 180H262V181H260L259 182ZM84 181V180H83ZM86 181V180H85ZM84 181V182H85ZM102 181V182H103ZM104 182V184L106 183L107 185H108V181L107 182ZM112 181H114V183L112 184L111 182ZM137 181V182H136ZM239 181H241L242 183H238L237 184V182H239ZM124 182V183H125ZM149 182V183H148ZM162 182V183H161ZM251 182V183H250ZM86 183H88V182H86ZM90 183V182H89ZM94 183H95V181H94ZM121 183V185H123ZM127 183V182H126ZM139 183H142V184H139ZM250 183V184H249ZM105 184V185H106ZM135 184V185H134ZM145 184V185H144ZM153 184V185H152ZM158 184V183H157ZM162 184H165V185H163V187H165V188H163L162 187ZM175 184V185H174ZM230 184V185H231ZM106 185V186H107ZM167 185H169L168 187H170V188H168L167 187ZM171 185V186H170ZM247 185V186H246ZM253 185H255V184H253ZM125 187H126V185H124ZM179 187V190L177 189V188H175V187ZM232 186V185H231ZM110 186L108 187V188H111ZM167 187V188H166ZM173 187V188H172ZM181 187V188H180ZM240 187V186H239ZM248 187V188H247ZM119 188H120V186H119ZM124 188V187H123ZM122 188V186H121V191H123V190H125L126 189V191L128 190L127 189V187L126 188H124L123 189ZM162 188L165 190V191H163L162 190ZM173 190H172V189ZM241 188V187H240ZM244 187H242V189H243ZM250 188V189H251ZM123 189V190H122ZM135 189H138L137 187L135 188ZM170 189H171V192H170ZM253 189V188H252ZM116 190H118V192H120V190L118 189V186L116 187ZM139 190V189H138ZM142 190V191H141ZM162 190V191H161ZM244 190V189H243ZM130 190H128V192H129ZM159 191H158V193H159ZM174 191V192H173ZM182 191V194H184L185 192H183ZM250 191V190H249ZM251 191H253V190H251ZM114 192H115V188H114ZM117 192V191H116ZM125 192V191H124ZM124 192H121V193H124ZM150 192H152V191H150ZM247 194L246 195H249V193L251 194L252 192H248V190L247 191H245ZM127 193V192H126ZM155 193H157V191H155ZM165 193V194H166ZM236 192H234V194H235ZM125 194V193H124ZM178 194H181V192L180 193H178ZM239 194H240V192H239ZM186 195V194H185ZM241 195H243L242 193H241Z\"/></svg>",
    "mask_w": 264,
    "mask_h": 264
}]
</instances>
